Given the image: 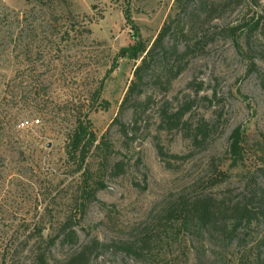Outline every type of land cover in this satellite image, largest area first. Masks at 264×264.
<instances>
[{
    "label": "rangeland",
    "instance_id": "obj_1",
    "mask_svg": "<svg viewBox=\"0 0 264 264\" xmlns=\"http://www.w3.org/2000/svg\"><path fill=\"white\" fill-rule=\"evenodd\" d=\"M127 9L147 45L180 21L184 33L169 39L191 48L178 63L172 56L184 70L169 87L161 72L146 84L151 100L136 115L128 105L120 112L139 64L116 61L134 43ZM183 16L176 0H0V264H31L69 219L79 239L48 247L47 264L95 238L106 247L90 264H264V0H207ZM114 63L102 89L108 108L89 113L110 150L86 160L85 184L66 153L75 113L65 106L87 110ZM189 97L185 119L203 129L197 142L185 127H160V107ZM33 119L40 123L21 125ZM134 120L127 139L121 127ZM118 160L124 173L111 175ZM206 198L251 212L236 239L185 223L184 209Z\"/></svg>",
    "mask_w": 264,
    "mask_h": 264
},
{
    "label": "trees",
    "instance_id": "obj_2",
    "mask_svg": "<svg viewBox=\"0 0 264 264\" xmlns=\"http://www.w3.org/2000/svg\"><path fill=\"white\" fill-rule=\"evenodd\" d=\"M206 1L207 0H186L183 3V0H176V4L179 6V9L184 16H190L193 15L197 9L202 8L203 10L206 6ZM125 18L127 23L133 29L134 43L126 48H123L118 53L116 61L119 58H127L134 60L135 62L139 61V64L133 71L134 78L127 88L126 95L121 104L120 112H122L128 105V108H131L133 114L136 115L138 108L142 107L143 104L147 105L151 100L150 97L145 96L144 94L146 84L152 80L158 79L157 72H161L167 75L166 87H169L171 82L184 70V66L178 65L177 60H179V57L186 56L191 48L189 44H185V46L180 47L177 43L172 42V40L169 39L170 36L177 34V32L180 34L184 33V28L181 27L179 23L180 19L175 21H179L176 27L172 26L174 23H165L153 43L147 45L142 39L140 29L133 20L132 13L129 9L125 11ZM258 23L259 21L256 22V25H258ZM84 29L87 32H91L90 29ZM66 34L67 36L63 37L69 39V31H67ZM172 56H177L176 67L171 63ZM114 69L115 63L106 71L105 76L97 82L94 89L91 90L90 97L87 100V110H85L86 107L84 104L73 103L71 104V108L68 104L65 106L68 113H72L73 111L75 113V125L68 133L66 153L68 158L76 163L78 170L82 171L83 176H86L85 184L89 179L87 177L88 173L86 172V160L89 156L94 155L98 151L108 152L110 150V145L105 138L102 137V139L98 140L96 133L92 129V122L89 118V113L92 110L98 109V107H102L104 109L108 108L109 102L102 99V89L106 78L114 71ZM194 105L195 98L191 97L186 99L184 102H181V104L174 109L169 107L168 102H166L159 109V116L161 119L160 127L168 131L179 128L183 129L185 127L186 133H188L186 136L191 138L194 142L199 141L198 135L201 134L200 132L203 130L201 124H197L194 128V132H192L189 125L190 122L185 119V117L191 113ZM135 123L136 120H134L132 128L122 125L121 132L125 138L129 139L130 137H135ZM158 150L162 157L166 156L161 148H158ZM232 151L236 156L240 155L239 140H237V138L232 144ZM172 157L178 156L172 155ZM109 166L111 175L119 176L124 173V162L122 160H118ZM98 181L101 182L102 180ZM100 187L103 186L101 185L97 189ZM96 191L97 190L94 188V190L89 192V196L92 199L95 197ZM262 214L264 215V212H262ZM251 217V212H247V209L245 208L236 207L231 210V212H228V209H222L219 204H214L211 198L196 200L190 208L186 207L183 211V220L186 224L198 226L202 230L207 229L214 233H221L213 235L223 236L225 238L227 237L232 241L236 239L237 234L235 233L242 225V222L245 221V219H250ZM228 226L231 227L230 232L228 234H224L227 233ZM78 239V233L74 230V228H72V222L69 219L62 223L57 235L50 238L47 250L49 251V248L56 247L57 245L63 247L65 244H72V242H77ZM259 243L264 245L263 240ZM105 247L106 245L101 243L96 238L84 242L74 252L66 254L64 258L60 260V264H90L93 253L99 251L100 249H104ZM47 250L46 248H39L37 252H34L31 264H47L49 259L52 257L51 252H47Z\"/></svg>",
    "mask_w": 264,
    "mask_h": 264
},
{
    "label": "built area",
    "instance_id": "obj_3",
    "mask_svg": "<svg viewBox=\"0 0 264 264\" xmlns=\"http://www.w3.org/2000/svg\"><path fill=\"white\" fill-rule=\"evenodd\" d=\"M40 123V120L39 119H36V120H25L21 125L24 126V127H29V126H33L35 124H38Z\"/></svg>",
    "mask_w": 264,
    "mask_h": 264
}]
</instances>
